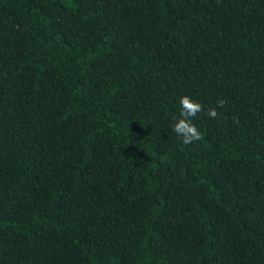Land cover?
<instances>
[{"label": "trees", "instance_id": "1", "mask_svg": "<svg viewBox=\"0 0 264 264\" xmlns=\"http://www.w3.org/2000/svg\"><path fill=\"white\" fill-rule=\"evenodd\" d=\"M0 264H264V0H0Z\"/></svg>", "mask_w": 264, "mask_h": 264}, {"label": "clouds", "instance_id": "2", "mask_svg": "<svg viewBox=\"0 0 264 264\" xmlns=\"http://www.w3.org/2000/svg\"><path fill=\"white\" fill-rule=\"evenodd\" d=\"M179 103L180 113L172 126L173 130L182 138L185 145L202 140V133L193 123V119L203 111L202 105L188 95L182 96ZM207 115L210 118H216L218 113L215 108H211L208 110Z\"/></svg>", "mask_w": 264, "mask_h": 264}]
</instances>
